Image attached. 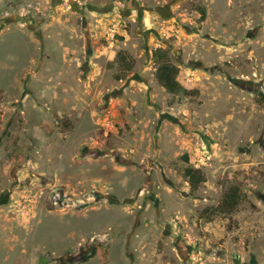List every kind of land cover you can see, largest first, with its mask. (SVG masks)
<instances>
[{
    "label": "rangeland",
    "instance_id": "1",
    "mask_svg": "<svg viewBox=\"0 0 264 264\" xmlns=\"http://www.w3.org/2000/svg\"><path fill=\"white\" fill-rule=\"evenodd\" d=\"M0 264H264V0H0Z\"/></svg>",
    "mask_w": 264,
    "mask_h": 264
},
{
    "label": "trees",
    "instance_id": "2",
    "mask_svg": "<svg viewBox=\"0 0 264 264\" xmlns=\"http://www.w3.org/2000/svg\"><path fill=\"white\" fill-rule=\"evenodd\" d=\"M170 48H157L153 52V57L156 62V71L155 76L159 85H161L167 92L171 94H178L180 92H184L187 95L195 94V91L183 89V85L179 80L180 77V67L170 60L169 50ZM119 58H123L122 54H119ZM185 178L188 180L192 189L198 188V186L205 181V177L198 173V171L194 168H187L184 173ZM240 191L237 188H231L227 191L221 204L218 208L221 213H231L233 212L240 203ZM95 255L104 256L107 255L106 250H102L101 247L95 246L89 257H93Z\"/></svg>",
    "mask_w": 264,
    "mask_h": 264
},
{
    "label": "flooded vegetation",
    "instance_id": "3",
    "mask_svg": "<svg viewBox=\"0 0 264 264\" xmlns=\"http://www.w3.org/2000/svg\"><path fill=\"white\" fill-rule=\"evenodd\" d=\"M188 64H189L190 67H192V65H193L192 62H191V63L189 62ZM178 66H179V65H178ZM193 66H196V67H193V68H199V67L201 66V63L198 64V65H193ZM179 67H180V66H179ZM179 80H180V77H179ZM98 245H99V246L101 245L100 241H95V243H94V247H95V246H98Z\"/></svg>",
    "mask_w": 264,
    "mask_h": 264
},
{
    "label": "built area",
    "instance_id": "4",
    "mask_svg": "<svg viewBox=\"0 0 264 264\" xmlns=\"http://www.w3.org/2000/svg\"><path fill=\"white\" fill-rule=\"evenodd\" d=\"M116 33H117V30H116V28L114 27V28L111 30L110 35H111L112 37H114V36L116 35Z\"/></svg>",
    "mask_w": 264,
    "mask_h": 264
}]
</instances>
